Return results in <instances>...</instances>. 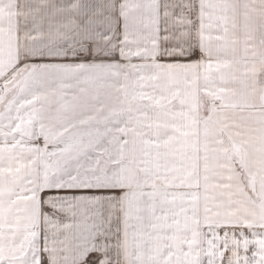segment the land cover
I'll return each mask as SVG.
<instances>
[{
	"label": "snow or ice",
	"instance_id": "obj_1",
	"mask_svg": "<svg viewBox=\"0 0 264 264\" xmlns=\"http://www.w3.org/2000/svg\"><path fill=\"white\" fill-rule=\"evenodd\" d=\"M0 264H264V0H0Z\"/></svg>",
	"mask_w": 264,
	"mask_h": 264
}]
</instances>
